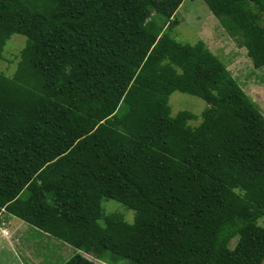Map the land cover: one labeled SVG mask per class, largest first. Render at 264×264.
<instances>
[{
    "label": "trees",
    "instance_id": "obj_1",
    "mask_svg": "<svg viewBox=\"0 0 264 264\" xmlns=\"http://www.w3.org/2000/svg\"><path fill=\"white\" fill-rule=\"evenodd\" d=\"M182 1L0 0V61L25 41L0 74V214L75 250L63 264L264 258V117L202 41L168 36ZM201 1L263 67L264 0ZM173 92L205 104L196 126Z\"/></svg>",
    "mask_w": 264,
    "mask_h": 264
},
{
    "label": "rangeland",
    "instance_id": "obj_2",
    "mask_svg": "<svg viewBox=\"0 0 264 264\" xmlns=\"http://www.w3.org/2000/svg\"><path fill=\"white\" fill-rule=\"evenodd\" d=\"M159 16H153V20L159 22ZM176 25L167 30L175 42L179 44L192 45L197 41H202L210 53L218 61L225 64L229 73L233 76L243 78L242 83L236 81L238 87L247 92L250 99L256 104L264 117V66L251 71V63L243 54L240 48L222 31L218 21L210 14L201 0H183L177 8L173 18ZM160 25V22L158 23ZM165 31V27L163 28ZM24 38L19 35H11L5 41L0 61V74L4 77H11L15 66L19 60V52L24 45ZM245 51V50H244ZM231 69V70H230ZM242 84L243 87H242ZM244 92V91H243ZM169 116L173 117L177 112L186 111L197 116L196 121L187 124L194 127L199 122V115L205 108V104L198 98L171 93L167 98ZM101 209L103 215L116 214L123 222L130 224L133 219V211L128 210L123 205L111 201L102 200ZM2 216L9 217L11 226L15 228V233L11 235V246L2 243L0 245V264H63L71 257L75 250L60 241L47 235L40 234L20 220L10 217L4 213ZM102 225V221H99ZM259 226H264V220H258ZM1 235L6 236L5 231ZM232 241L231 246H233ZM83 257L93 260L89 255L80 253ZM98 264H108L96 261ZM114 264H128L125 260H119ZM264 264V258L261 262Z\"/></svg>",
    "mask_w": 264,
    "mask_h": 264
},
{
    "label": "crops",
    "instance_id": "obj_3",
    "mask_svg": "<svg viewBox=\"0 0 264 264\" xmlns=\"http://www.w3.org/2000/svg\"><path fill=\"white\" fill-rule=\"evenodd\" d=\"M245 53V51L243 50V54ZM245 56H246V54H245ZM246 58H247V56H246ZM248 59V58H247ZM249 60V59H248ZM250 61V60H249ZM251 63V62H250ZM223 64V63H222ZM223 66L225 67V69L228 71L229 69H227V67H226V65L225 64H223ZM252 66V65H251ZM253 67H251V71H254V70H256V69H254ZM231 70V69H230ZM228 73H229V71H228ZM230 74V76L233 78H235L236 79V81H238L239 83L241 82L242 83V80H243V78H241L240 76H233L232 75V73H229ZM233 78V79H234ZM235 81V80H234ZM235 81V82H236ZM238 85V84H237ZM243 85L244 84H242V87H243ZM242 90V89H241ZM243 91H244V93H245V95L246 96H248L247 95V92L243 89ZM249 97V96H248ZM250 98V97H249ZM9 216V215H8ZM4 219H0V242H2L3 244H5V245H9V247L11 246V235L13 234V233H15V228H17V227H15V228H13L11 225V222H10V220L8 219L9 217H7L6 218V216H2ZM11 217V216H10ZM33 229V228H32ZM1 231H5V233H6V236H3V235H1ZM2 243H0V245L2 244Z\"/></svg>",
    "mask_w": 264,
    "mask_h": 264
}]
</instances>
